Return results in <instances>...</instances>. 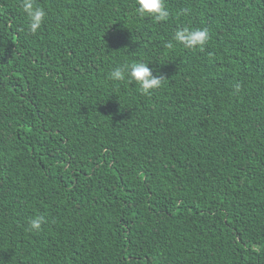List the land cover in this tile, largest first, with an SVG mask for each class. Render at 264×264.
Here are the masks:
<instances>
[{"label":"trees","instance_id":"obj_1","mask_svg":"<svg viewBox=\"0 0 264 264\" xmlns=\"http://www.w3.org/2000/svg\"><path fill=\"white\" fill-rule=\"evenodd\" d=\"M34 3L0 0V264H264V0ZM141 61L152 95L109 79Z\"/></svg>","mask_w":264,"mask_h":264},{"label":"clouds","instance_id":"obj_2","mask_svg":"<svg viewBox=\"0 0 264 264\" xmlns=\"http://www.w3.org/2000/svg\"><path fill=\"white\" fill-rule=\"evenodd\" d=\"M136 13L140 17H151L157 22L167 21L169 11L166 7V0H136ZM23 11L27 14V31L36 34L45 22V11L37 7L34 0H22ZM183 14H188V9L182 10ZM210 39V33L207 28L190 29L188 27L178 28L173 36V40L182 44L185 49L203 51ZM168 47H172L169 43ZM166 76L154 74V69L149 67V62H134L130 65L116 67L109 75L113 81H125L135 83L143 95H152L153 91L163 86ZM239 90V86H237ZM44 217L40 216L30 221L32 230H40L44 223Z\"/></svg>","mask_w":264,"mask_h":264}]
</instances>
